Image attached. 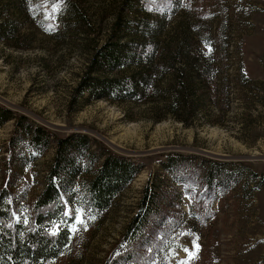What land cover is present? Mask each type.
<instances>
[{"label": "rangeland", "instance_id": "1", "mask_svg": "<svg viewBox=\"0 0 264 264\" xmlns=\"http://www.w3.org/2000/svg\"><path fill=\"white\" fill-rule=\"evenodd\" d=\"M69 1L81 13L55 22L53 0H0V23L12 24L16 34L13 44L0 40V104L59 137L91 135L137 164L140 173L104 215L87 218L77 204L66 206L65 212L82 210L84 223L72 231L73 221L64 212L73 241L56 264L110 263L124 249L126 227L150 179H160L169 199L145 234L155 251L147 248L150 264H264V0L180 2L171 21L162 22L161 33H175L208 11L211 23L222 19L230 33L234 60L228 71L242 97L234 95L227 114L208 104L189 125L155 112L152 103L88 100V94L70 103L93 44L82 33L90 29L102 41L121 0ZM82 13L90 27L82 23ZM137 15L145 13L136 9L129 18ZM239 66L245 78L238 76ZM15 122L0 129V187L8 180V143L22 134ZM23 137L18 145L27 142ZM53 145L42 157L26 156L13 175L15 192L21 191L29 206L45 187ZM170 155L178 159L176 176L162 167ZM201 158L222 164V180L213 178L206 186ZM145 247L138 248L141 254Z\"/></svg>", "mask_w": 264, "mask_h": 264}, {"label": "trees", "instance_id": "2", "mask_svg": "<svg viewBox=\"0 0 264 264\" xmlns=\"http://www.w3.org/2000/svg\"><path fill=\"white\" fill-rule=\"evenodd\" d=\"M167 1L121 0V10L114 15L102 41L85 29L82 35L91 38L93 44L87 50L86 65L71 104L77 95L83 94H88V100L152 103L155 112L170 114L185 125L191 124L197 111L208 104L219 108L222 114L230 111L234 95H242L231 84L228 70L234 60L230 55L233 45L224 21L218 19L212 24L206 11V16L198 14L192 23H185L175 33H161L162 22L171 21L178 4L192 0ZM64 2L60 11L52 13L55 22L61 16L81 13L69 0ZM136 9L145 15L129 18ZM81 15L85 18L82 23L90 27L88 18L84 13ZM13 28L12 24L7 27L1 21L0 40L13 44L16 38ZM10 32L13 34L6 35ZM217 65L222 67L221 71L216 69ZM238 72L240 79L245 78L242 66ZM202 114L211 121L207 113ZM12 119L22 134L8 143L10 157L4 167L9 173L8 180L0 187V264H56L73 241V234L64 224L66 206L77 204L87 218L104 215L140 169L91 135L73 132L59 137L48 127L0 104V129ZM24 135L27 142L18 145ZM52 143L54 157L45 176V187L29 206L22 192H15L13 175L25 164L26 156L42 157ZM201 161L200 171L206 186H210L213 178L222 180L225 173L221 163L206 158ZM177 164V156L170 155L162 167L176 176ZM160 183V179L148 181L137 211L126 227L124 249L106 264H150L152 259L145 257L147 248L152 254L155 251L145 234L169 200L165 186ZM57 226L58 234L52 235ZM143 245H146L145 254L138 249Z\"/></svg>", "mask_w": 264, "mask_h": 264}, {"label": "snow or ice", "instance_id": "3", "mask_svg": "<svg viewBox=\"0 0 264 264\" xmlns=\"http://www.w3.org/2000/svg\"><path fill=\"white\" fill-rule=\"evenodd\" d=\"M62 3L63 0H60ZM60 11V8L58 4L55 3V0H53V12H58ZM65 215L68 216L69 219L73 221V224L70 226L72 231H78L79 229L76 227L77 224H83L84 219H83V212L82 210H73L69 209L65 212ZM59 232V226H57L56 231H53L52 235H56ZM187 251V249H185Z\"/></svg>", "mask_w": 264, "mask_h": 264}]
</instances>
